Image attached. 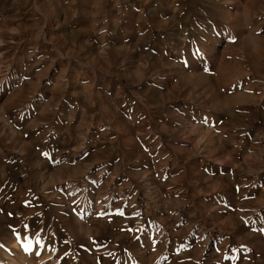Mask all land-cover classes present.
<instances>
[{
    "label": "rangeland",
    "instance_id": "374dc122",
    "mask_svg": "<svg viewBox=\"0 0 264 264\" xmlns=\"http://www.w3.org/2000/svg\"><path fill=\"white\" fill-rule=\"evenodd\" d=\"M233 2L0 0V264H264V0Z\"/></svg>",
    "mask_w": 264,
    "mask_h": 264
},
{
    "label": "bare ground",
    "instance_id": "6f19581e",
    "mask_svg": "<svg viewBox=\"0 0 264 264\" xmlns=\"http://www.w3.org/2000/svg\"><path fill=\"white\" fill-rule=\"evenodd\" d=\"M235 1V3L234 4H232V5H235V6H239V4H242V1L243 0H234ZM240 7V6H239ZM249 38V37H248ZM251 38V37H250ZM251 41H253L252 39H251ZM248 42H249V40H248ZM215 62V61H214ZM223 66H220V68H222ZM226 68H228V66H226ZM225 68V69H226ZM224 69V68H223ZM229 70H227V72H228ZM223 72H225V70L223 71ZM229 74V73H228ZM204 77V76H203ZM224 77H226V75L224 76ZM194 78H195V81L197 80V81H200V78H199V76H194ZM230 78H232V77H230ZM229 80V79H228ZM227 80V81H228ZM232 80H234V79H232ZM230 81V80H229ZM202 82V81H201ZM213 82V81H212ZM225 82V81H224ZM232 81H230V83H231ZM204 83H205V81H204ZM209 83V82H208ZM232 83H234V82H232ZM205 84H207V83H205ZM210 84H211V82H210ZM215 85V84H214ZM216 86V85H215ZM214 89H216L215 87H214ZM215 91V90H214ZM216 93H217V95H218V97H222V96H220L221 94H218V90H216ZM220 93V92H219ZM218 99V98H217ZM219 99H221V98H219ZM224 101V100H223ZM223 103V102H222Z\"/></svg>",
    "mask_w": 264,
    "mask_h": 264
}]
</instances>
